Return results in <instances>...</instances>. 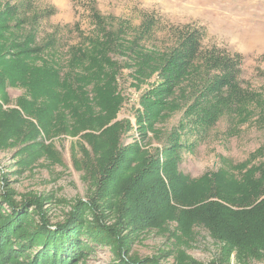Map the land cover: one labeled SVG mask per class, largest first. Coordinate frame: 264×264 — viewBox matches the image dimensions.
<instances>
[{
  "label": "rangeland",
  "instance_id": "374dc122",
  "mask_svg": "<svg viewBox=\"0 0 264 264\" xmlns=\"http://www.w3.org/2000/svg\"><path fill=\"white\" fill-rule=\"evenodd\" d=\"M9 5L20 9L23 23L18 32L35 29L37 45L52 41L46 59L58 61L63 73L70 71L68 64L75 49L88 53L90 39L98 37L105 44L117 39L107 49V56L118 65L115 94L121 102L116 117L101 130L73 134L41 129L34 138L32 124L37 120L17 105L25 97V89L8 84L3 89L5 96L0 92V199L4 194L16 204L41 199L51 225L65 221L78 210L79 202L93 205L96 214L84 211V221L103 223L107 232L100 242L91 243L83 264H117L119 244L129 257H160L162 264H179L182 259L209 264L222 258L226 264H264V252L241 258L236 252L224 254L222 243L204 225H195L190 238L181 235L174 220L166 222L163 229L135 227L127 217L128 210L115 206V196L101 198L97 194L100 175L95 170L94 145L99 140L106 147V137L93 142L86 136L90 132L99 135L120 122L119 144L136 143L153 159L178 142V135L181 145L174 154L178 171L192 178L222 166L231 169L243 162L249 166L264 162V0H0V11ZM193 29L202 35L199 59L193 64L198 67L181 78L152 127H142L144 121L138 122L145 110L142 98L162 80L153 68L162 60L164 64L178 47L181 35ZM213 49L239 56L234 70L236 88L223 90L216 100L214 105L220 106L217 120L198 127L194 120L207 105L202 96L204 84L219 70L203 60ZM193 104L195 112L190 114ZM16 109L23 120L15 117ZM94 111L101 112L96 106ZM68 119L69 129L79 124L71 115ZM37 143L43 146L39 148ZM28 205L29 213H35L34 206ZM4 208L10 211L6 203Z\"/></svg>",
  "mask_w": 264,
  "mask_h": 264
},
{
  "label": "trees",
  "instance_id": "16d2710c",
  "mask_svg": "<svg viewBox=\"0 0 264 264\" xmlns=\"http://www.w3.org/2000/svg\"><path fill=\"white\" fill-rule=\"evenodd\" d=\"M19 12L18 6L10 5L0 11V92L5 96L3 89L8 84L24 87L25 97H21L17 105L37 120L35 124L32 121V137L37 138L41 129L45 133L53 130L76 134L87 129L101 130L111 123L121 101L115 94L118 65L108 58L107 49L117 43V39H110L106 44L100 43L98 37L90 39L88 53L82 48L75 49L76 53L68 64L70 71L63 73L58 61L46 59L52 41L37 45L35 29L26 34L17 31L23 23ZM201 37L195 29L184 32L178 47L165 63L162 60L153 68V72H160L162 80L142 98L145 110L138 117V122L145 123L142 127H152L181 78L198 67L193 64L199 59ZM236 57L216 49L204 56L207 66L219 70L204 84L202 96L207 105L202 106V112L197 113L194 120L198 127L211 125L217 120L220 106L214 105L216 100L224 94L223 90L236 88L234 70L239 62ZM90 92L94 96L91 97ZM28 96L32 100H28ZM95 106L101 112L96 113ZM15 112L18 121L24 119L20 110ZM194 112L193 104L189 113ZM70 115L75 123H79L71 129L66 123ZM121 126L116 122L99 135L86 134L93 142L102 135L106 137V147L99 140L94 145L97 148L95 170L100 175L97 194L101 198L115 196L118 199L115 206L119 210H128L127 217L135 227L163 229L166 222L174 220L181 235L190 238L195 225H204L212 237L222 243L223 253L228 256L233 252L238 258L259 256L264 252V162L252 166L243 162L232 165L231 169L222 166L199 178H192L178 171L177 157H174L181 145L178 135L175 137L178 142L164 148L161 155L157 153L152 159L136 143L124 147L119 144ZM36 146L41 148L43 145L37 143ZM126 183L128 187L125 189ZM5 203L10 206V211L4 208ZM28 203L34 206L35 213H29L31 206ZM76 208L78 210L65 221L51 225L41 199L16 204L10 195H2L0 264H83L91 243L100 242L107 231L103 223L91 225L84 221V211L96 214L93 205L79 202ZM35 215L39 218L36 219ZM118 246L116 254L120 259L117 264H162L160 257H129L127 249ZM179 264L204 263L182 259ZM209 264L226 263L222 258V261L214 260Z\"/></svg>",
  "mask_w": 264,
  "mask_h": 264
}]
</instances>
